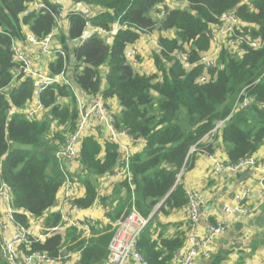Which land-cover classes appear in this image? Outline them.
Returning a JSON list of instances; mask_svg holds the SVG:
<instances>
[{
    "label": "trees",
    "instance_id": "obj_1",
    "mask_svg": "<svg viewBox=\"0 0 264 264\" xmlns=\"http://www.w3.org/2000/svg\"><path fill=\"white\" fill-rule=\"evenodd\" d=\"M34 1L0 0V187L10 188L18 210L16 219L30 226L31 218L42 217L55 205L66 169L65 159L58 153L78 125L77 91L102 92L107 100L116 97L122 105L117 127L145 143L131 157V181H122L113 194L119 196L125 188L126 196L117 197L120 206L102 198L111 223L93 228L89 239L68 228L34 243L32 248L58 257L62 247L68 246L69 250H82V264L103 263L114 234L112 223L135 206L150 217L139 239L145 258L150 264H175L186 236L177 234L159 244L152 239L151 222L156 212L169 214L187 204L182 177L193 168L194 154H213L222 138L229 160L238 162L264 144V45L258 49L246 46L242 54L223 47L219 64L208 70L211 80L198 81L205 73L198 62L201 53L211 47L212 25L219 16L234 11L248 24L247 34L264 38V0H186L184 8L169 7L167 0H73L101 9L90 17L83 11L67 13L69 29L65 32L61 28L57 36L68 54L73 86L56 83L47 87L39 97L46 113L43 119L32 120L22 109L34 96L33 81L21 76L14 81L17 66L12 46L15 41H27L28 35L45 38L57 26L62 11L52 0H38L44 7L27 13ZM87 23L103 32L118 29L110 42L94 29L83 39ZM155 30L161 33L159 51L153 53L157 72L140 73L127 51L143 32ZM167 31L174 35L162 34ZM176 52L185 53L193 67L186 69ZM64 67L65 60L59 55L51 64V72L57 74ZM103 67L109 69L106 88ZM246 98L252 102L237 108ZM219 121L224 124L218 134L208 144H201ZM56 126L64 128L58 130ZM194 146L198 151L191 153ZM118 157L116 144L108 141L103 148L93 136L83 138L80 162L86 171L81 178L86 194L75 200L78 206L86 209L95 204L99 198L96 179L114 173ZM59 220V212L54 213L45 225H56ZM0 264L8 263L0 257Z\"/></svg>",
    "mask_w": 264,
    "mask_h": 264
},
{
    "label": "built area",
    "instance_id": "obj_2",
    "mask_svg": "<svg viewBox=\"0 0 264 264\" xmlns=\"http://www.w3.org/2000/svg\"><path fill=\"white\" fill-rule=\"evenodd\" d=\"M60 0H55L59 3ZM44 4L41 1H34L30 3V10L43 8ZM62 8V6H61ZM64 12V11H63ZM61 11V16L57 20L55 29L45 38L39 40L35 36L28 35V43H36L43 55L59 54L65 60V67L63 71L57 74L48 73L34 66V56L19 44V41L13 43V62L16 64L14 70V81L18 77L30 78L33 81L34 96L30 105L22 109L29 119H43L45 108L41 105L39 97L45 89L56 83H64L73 86L69 77V66L67 63L68 54L66 51L57 45L52 44L53 37L62 28V23L65 15ZM87 16H92V13H86ZM248 24L243 22L234 11H229L219 16L218 22L212 25L211 29V47L209 50L201 53L199 64L205 68V73L202 74L198 81L208 82L212 76H209L208 70L219 64V56L221 49L227 47L233 54H242L246 46L255 49L261 48L264 45V38L252 37L251 34L245 32V27ZM87 32L83 39L87 38L94 29L107 38L110 42V37H113L114 29L111 32H103L98 28H94L90 23H87ZM233 41L234 47L229 44H223L226 41ZM143 47L132 46L127 51V57L133 63L137 60V56L143 50ZM179 61L186 69H191L194 64L190 63L188 56L185 53H175ZM78 92L79 105V119L77 130L65 143L63 149L58 153L64 159L73 161H80V150L83 138L86 136V131L93 127H102L110 133L109 141L116 144L118 151V164L116 168V176L122 178V181L127 179L129 182L132 179L130 171L131 151L128 146L124 145L119 139L118 135L123 133L130 135L127 129L117 127V116L115 111L109 106L105 93H87L84 91ZM252 102L251 99L246 98L240 103L237 108L247 107ZM224 121H219L215 127L206 135L208 140L215 137ZM133 138V137H132ZM194 146L191 153L196 151ZM212 155V154H208ZM81 164V162H80ZM2 167V159H0V169ZM83 167V166H82ZM249 170L252 173H259L260 181L263 185L264 198V162L257 159L253 154L238 162H219L216 165L217 172H240L242 170ZM116 171V169H115ZM86 174L83 169L82 173L74 174L67 168L64 169L65 181L58 194V200H61L64 205L69 206V210L61 209L59 212L60 220L56 225L47 227L45 224L35 231L33 226L34 221L30 220V226H25L20 223L15 214L18 212L13 206L12 194L9 187L2 185L0 187V205H4L6 212L0 221V257L8 264H82V250H69L68 246L61 249L58 257L49 255L48 252L33 250L32 246L36 242H43L48 237L66 231L68 228H74L81 234L83 238L89 239L93 234V228L96 226V221L92 217L86 219L79 218L75 212L82 211L75 203L77 199L78 189L81 184V178ZM114 173H107L101 177L110 179ZM96 182L99 184L100 180L97 178ZM251 193L248 189H244L234 196V204L225 205L224 211L226 215L233 213L247 214L250 212L246 205V200ZM188 202L185 205L186 215L191 222L192 231L188 235V250L186 252H179L175 264H194L199 255L204 254L209 256L211 252V241L213 238L222 234L227 228V219H223L218 223H209L206 231V236L201 237L196 235L198 223L203 216V206L205 200L203 196L195 190L187 191ZM159 205L157 206V208ZM156 208V209H157ZM44 216V215H43ZM48 218V217H47ZM39 219V218H38ZM150 217L142 215L135 206H133L128 214L121 217L114 225V234L109 243V253L103 263L96 264H150L145 258L139 247V239L142 232L148 227ZM46 223V222H45ZM12 227L14 229L12 230Z\"/></svg>",
    "mask_w": 264,
    "mask_h": 264
},
{
    "label": "crops",
    "instance_id": "obj_3",
    "mask_svg": "<svg viewBox=\"0 0 264 264\" xmlns=\"http://www.w3.org/2000/svg\"><path fill=\"white\" fill-rule=\"evenodd\" d=\"M52 1L55 2V0ZM59 3L62 6V12L64 11L63 15H65L62 23V30L65 32L69 29L67 13L83 11L85 13L92 12V15H94L101 9L98 6L75 3L73 0H60ZM165 4L172 8H184L187 6V1L167 0ZM117 29L118 27L116 26L113 33H115ZM90 31H93V29H90ZM58 33L54 35L52 44L63 47V45L59 43ZM162 34L174 35L173 31L162 32ZM160 35L161 33L157 30L143 32L139 41L130 45V47L140 46L144 48L137 56V60L132 63L134 68L140 73L152 74L157 72L153 53L159 51ZM111 40L112 37H110V41ZM19 44L34 56V66L36 68L48 73L51 72V64L58 59V54L43 55L36 43L20 41ZM71 44L73 45L72 42ZM108 71V67H103V88L107 87ZM69 74L71 75V73ZM108 104L115 111L116 116L121 113L122 105L118 98L109 97ZM56 128L58 130H63L64 127L56 126ZM85 135V137L93 136L99 141L103 148H105L110 138V133L108 131L97 126L89 128ZM118 137L124 145L129 147L132 155L140 152L145 145L143 139H134L131 135L121 133ZM209 141L210 140L205 136L202 138L201 144H208ZM216 143L218 144H216L212 155H208L204 152L197 153L195 155L193 168L185 171L182 177V182L186 191H198L205 200L203 216L195 231L196 235L205 237L209 223H218L225 218L227 219L226 230L211 241L210 255H199L194 264H264V198L262 193L263 185L260 181L259 173H252L246 169L240 172H217V163L227 162L229 157L222 142V138ZM254 155L258 160L264 162V144ZM65 164L66 168L74 174H80L83 171L80 161H73L67 158L65 159ZM117 171H119L118 168H116V171L110 179L106 177L101 179V177H99L100 183H97L99 198L96 200L95 204L82 211L75 212V214L82 219L92 217L96 221V226L94 227L96 229L103 228L111 223L106 214L107 209L101 201L102 198L110 199L114 206H120L121 202L117 197L126 196L125 188L121 189L119 196H113L115 190L120 188L122 182V178L115 174ZM246 171L248 172L247 175ZM243 172H245V175H242ZM244 189H248L251 193L250 197L246 200V205L249 207L250 212L247 214L236 212L231 215H226L223 209L224 206L234 204L235 194ZM85 194L86 186L81 181L77 199L84 197ZM61 209L69 210L70 208L57 198L55 205H53L44 216L39 219L31 218V220L34 221L31 228H34L35 231H39L45 224L47 217L60 212ZM5 212L6 208L1 204L0 221ZM115 223L116 222H113L112 224L115 225ZM151 224L153 240L160 244L163 239L176 238L177 234H184L187 239L179 252L184 253L188 250V235L192 231V226L186 215L185 206L181 209L173 210L169 214L161 211L156 212ZM13 229L14 227H12V230Z\"/></svg>",
    "mask_w": 264,
    "mask_h": 264
},
{
    "label": "rangeland",
    "instance_id": "obj_4",
    "mask_svg": "<svg viewBox=\"0 0 264 264\" xmlns=\"http://www.w3.org/2000/svg\"><path fill=\"white\" fill-rule=\"evenodd\" d=\"M223 44H229V45H231V47H234V45H235V43L231 40V41H226L225 43H223ZM210 142V141H209ZM197 151H198V149H197ZM201 152H204V151H201ZM197 153H199V152H197ZM197 153H195L194 154V156L197 154ZM207 154V153H206ZM185 173V172H184ZM114 196V195H113ZM109 201H110V199H109Z\"/></svg>",
    "mask_w": 264,
    "mask_h": 264
},
{
    "label": "water",
    "instance_id": "obj_5",
    "mask_svg": "<svg viewBox=\"0 0 264 264\" xmlns=\"http://www.w3.org/2000/svg\"><path fill=\"white\" fill-rule=\"evenodd\" d=\"M71 60H72V62H74V61H75V58H74V57H72V59H71ZM247 174H248V172L246 171V175H247ZM242 175H245V172H243V173H242ZM161 205H162V204H160V205H159V207H160ZM159 207H158V208H159ZM158 208H157V209H158ZM157 209H156V210H157Z\"/></svg>",
    "mask_w": 264,
    "mask_h": 264
}]
</instances>
